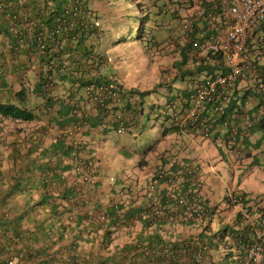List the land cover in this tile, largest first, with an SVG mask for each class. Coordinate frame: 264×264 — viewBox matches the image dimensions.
Listing matches in <instances>:
<instances>
[{"label":"clouds","instance_id":"1","mask_svg":"<svg viewBox=\"0 0 264 264\" xmlns=\"http://www.w3.org/2000/svg\"><path fill=\"white\" fill-rule=\"evenodd\" d=\"M100 1L111 10L106 14L93 7L100 29L93 39L86 40L87 49L78 55L77 64L65 65L43 80L52 92L51 100L58 96L71 102V94H75L87 114L85 123L75 121L66 125L65 144L74 142V149L61 157L57 155L59 160H50L57 163L54 171L44 172L40 177L38 169L26 164L27 157L37 161L49 159L41 154V147L46 145L43 142L61 130V117L48 112L49 96H35L29 87L19 97L6 101L28 110L33 116L13 117L11 121L4 120L5 117L0 119L5 131L15 134L5 138L0 132V167H5L11 156H16L20 173L15 169L7 180L19 174L31 189L23 201L21 192H10L12 187L7 184L2 186L0 197L5 195L0 211L5 215L11 210L19 213L29 203H36L29 215L35 218L34 223L40 222L37 223L40 225L38 234H41L39 230L48 232L49 252L61 250L76 255L83 253L82 245L86 244L103 257L113 252L124 256L113 264H128L134 257L148 259L142 264H264V163L257 157L259 141L264 151L261 119H264V108L259 111L264 106V80L260 73L248 76V72L243 71V75L234 77L223 89L224 98L212 91L195 104L197 85L204 86L206 80L224 75L229 66L220 50L193 45L195 40L201 42L207 36V32L196 28L197 22L202 20V13L197 14L199 8L191 14L187 12V7L194 2L167 0L158 10L162 13L170 10L181 25V31L170 32L173 37L167 38L166 43L176 52L179 62L191 64L192 68L175 71L180 79H185V86L166 97L160 115H154L150 109L144 111L143 106L135 102H143L144 96L153 89L154 73L148 68L138 83L140 88L123 84L125 76L136 78L139 72L126 60L131 59L136 43L132 37L134 28L128 25L126 2L134 1L140 8L144 2ZM200 3V9L206 10L207 1L200 0ZM185 19L190 20L192 26L184 27L181 21ZM262 20L264 18L253 26L241 51L252 72V60L263 49L255 46V40L260 39L255 27ZM188 30H193L194 36L190 37ZM136 31L144 33L142 23ZM183 31L191 43L185 51V62L179 54ZM248 44L254 51L248 52ZM216 54L222 57L225 71L206 68L214 64ZM198 63L205 67L197 69ZM105 65L112 69L110 76L103 72ZM4 77L8 84L13 81L9 74ZM81 80L88 83L81 84ZM255 88L263 90L254 95ZM129 90L143 92L140 100L128 99L132 106L138 105V111L133 113L126 108L120 110L123 104L120 96H130ZM192 107L194 116L186 117ZM112 110L124 122L105 114L95 116ZM96 117L101 118L97 121ZM143 134L146 145L141 150L133 149L122 175L104 164L106 157L116 162V146L122 135ZM38 136L40 138L35 140ZM215 140L220 141L231 158L209 157L204 145ZM16 143L18 148L14 151ZM197 146L201 150L197 151ZM37 178L43 179L42 193V189L33 186ZM45 192L52 197L51 201L38 203ZM13 202L18 206L16 211ZM48 219L51 225L43 229ZM24 220V227L33 224L29 219ZM153 233L165 242L162 247L147 242V236ZM7 264L15 263L8 259Z\"/></svg>","mask_w":264,"mask_h":264},{"label":"trees","instance_id":"2","mask_svg":"<svg viewBox=\"0 0 264 264\" xmlns=\"http://www.w3.org/2000/svg\"><path fill=\"white\" fill-rule=\"evenodd\" d=\"M93 7H98L106 14L111 10V8L104 7L100 0H0V119L5 117L4 120L11 121L13 117L32 118L33 115L28 110L6 102L8 99L13 100L14 96L19 97L29 87L35 96H49V99H52V92L43 80L48 79L53 71H58L65 65L74 67L77 64L78 55L87 49L86 40L93 39L100 29V24L95 20L96 14ZM177 27L181 31L179 23ZM260 29L261 31L264 30L262 21L257 24L255 31L259 34ZM262 33L259 35L261 36ZM187 34L192 37L194 31L188 30ZM169 37H173V35L169 33L166 39ZM182 43L179 54L181 55V61L185 62L187 61L185 51L190 48L191 43L185 36L184 31ZM250 46L251 44L247 45L248 52L254 51ZM221 59L220 54H216L214 64L211 66L206 65L208 71L215 67L225 71L227 68ZM252 61L253 75L256 76L257 73H260V78L264 80V47L256 53ZM199 67H205V65L198 63L197 69ZM259 67L260 71L258 70ZM5 74L13 77V81L9 84L4 77ZM36 77L39 78L35 79ZM26 81L29 82V85L26 84ZM84 83H88V81L81 80V84ZM253 90L252 93L255 95L263 89L255 88ZM129 91L130 96L124 94L120 96L123 103L120 110L126 108L129 113H133L136 109L138 111L139 104L143 105L140 100V95L143 92ZM5 95H7L6 99L4 98ZM133 97L140 100V102H135L138 104L137 107L128 103L130 101L128 99ZM71 98L73 101L67 102L57 96V99H53L49 103L45 102L46 99H44L45 103L50 104L47 105V108L49 106L48 112L52 111L56 117H61L59 120L63 124L60 125L61 130L57 131L58 133L53 138L43 142L46 145L43 148L41 147V154L42 156H49V159L42 158L37 161L35 158H26L28 162L26 164L38 169L40 177L44 172H52L56 169L54 164L57 165V163L50 162V160H59L64 152L69 154L74 149V142L65 144L64 132L67 128L66 125L75 121L85 123L87 114L84 108L80 106L79 97L71 94ZM3 100H5L4 103H2ZM53 106L56 107L55 110H53ZM98 115L124 122L115 115L113 110L95 116ZM100 118L96 117L95 119L99 121ZM113 119L110 121H113ZM261 119L264 123V119ZM3 129L4 125L0 123V131ZM39 138L38 136L35 140ZM16 148H18L17 143L12 149L16 151ZM18 166L16 156H11L7 165L0 167V187L4 186L6 182L9 187H12L10 192L16 190L21 192L24 201L31 186L26 183L28 181L21 175H16L17 172L20 173ZM15 169V175H11V180H7ZM33 186L42 189L43 191H40V193L44 192L42 178H37ZM4 195L0 197V207ZM40 197L38 200L40 204H47L52 199L47 192ZM35 204L34 202L29 203L19 213L11 210L8 215H5L0 211V264H7L8 259H13L15 264H113L117 260H123L124 256L118 254L119 252H113L109 256L103 257L95 251H87L76 255L60 252L61 250L47 251L49 242L42 234L37 233V227H40V225L37 222L34 223L35 218L29 215ZM16 210L18 208H15ZM24 219H29L33 224L24 227L26 221ZM147 242H153L159 247L165 244L154 233L147 236ZM147 261V258L138 259L134 257L128 260V264H142Z\"/></svg>","mask_w":264,"mask_h":264},{"label":"rangeland","instance_id":"3","mask_svg":"<svg viewBox=\"0 0 264 264\" xmlns=\"http://www.w3.org/2000/svg\"><path fill=\"white\" fill-rule=\"evenodd\" d=\"M142 2H144V5L141 8L138 7L137 3L134 1H132V4L129 3V1L126 2L129 7L126 11L127 17L129 18L128 25L134 28L132 37L136 41L131 59L127 58L126 60L134 67L138 68L139 72H137V77L132 74V76L136 78L125 76L123 84H132L140 88L138 83L149 68L150 72L154 73L155 83L153 89L144 96L142 106L144 111L150 109L154 115H160L159 111L165 106L164 101L166 97L172 96L176 91L185 86V79H180L179 73L175 74V71L180 70V72H185L191 70L192 65L179 62L176 52L166 43L168 33L172 30L174 33L180 32L177 27V18L170 13V10L167 9L164 13L158 10V7H163V4L166 3L167 0H142ZM139 23H142L144 27V33L142 35L139 31H136ZM262 24L264 27V20H262ZM259 31L262 33L264 30L261 31L260 29ZM259 41L261 48H263L264 32L261 34ZM103 72L110 76L112 69L105 65ZM185 78L187 79L188 76L185 75ZM4 98L6 99L7 95H5ZM148 103L151 107H149ZM148 137L150 140L151 136ZM145 140L146 137L144 134L134 137L122 135L116 146L118 153L116 162L106 157L104 159V164L109 169L122 175L129 164V154L133 149L141 150L146 145ZM195 140L199 142L198 137H196ZM109 144L111 145L112 143ZM262 146L263 143L259 141L257 143V157L260 159V163H264V151L261 150ZM204 148L212 159L232 157L231 155H227L226 148L219 140H215L209 144L205 143ZM196 150L199 151L201 148L197 146Z\"/></svg>","mask_w":264,"mask_h":264},{"label":"built area","instance_id":"4","mask_svg":"<svg viewBox=\"0 0 264 264\" xmlns=\"http://www.w3.org/2000/svg\"><path fill=\"white\" fill-rule=\"evenodd\" d=\"M184 1L194 2L192 6L187 7L188 14L199 8L197 14L202 13V20L197 22L196 28L207 32V36L203 37L201 42L195 40L193 45L197 43L202 47L220 50L229 66L228 72L224 75H216L215 78L206 80L204 86L197 85L195 104H199L205 94L212 91L218 92L217 97L224 98L223 89L230 85L234 77L241 75L243 71L248 72V76L253 74L250 63L241 55V51L253 26L264 18V0H206V10L200 9V0ZM181 23L184 27L192 26L190 20L185 19ZM260 45V41L255 40V46ZM263 108L264 106H261L259 111L262 112ZM194 114L195 108L192 107L186 117H193ZM182 123L184 121H181Z\"/></svg>","mask_w":264,"mask_h":264},{"label":"crops","instance_id":"5","mask_svg":"<svg viewBox=\"0 0 264 264\" xmlns=\"http://www.w3.org/2000/svg\"><path fill=\"white\" fill-rule=\"evenodd\" d=\"M1 132V134L5 137V138H12L15 134L13 133V131H5V129H3L2 131H0ZM5 184H6V182H5ZM4 184V185H5ZM0 189H1V187H0ZM15 205V204H14ZM15 208H18V206H16L15 205ZM37 223H40L39 221L37 222ZM51 225V221L48 219V221L46 222V224H45V226H43V229H47L48 228V226H50ZM39 232L42 234V236L46 239V241H48L49 242V240H50V236H49V234H48V232H46V231H42V230H39ZM55 245H57V244H55ZM83 246V253L84 252H87V251H94V250H92L91 248H90V246L89 245H86V244H83L82 245Z\"/></svg>","mask_w":264,"mask_h":264}]
</instances>
